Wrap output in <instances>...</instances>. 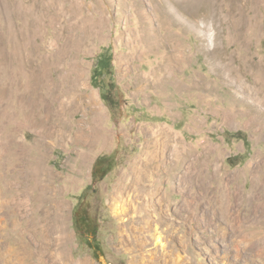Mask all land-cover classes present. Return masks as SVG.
<instances>
[{"label": "rangeland", "instance_id": "1", "mask_svg": "<svg viewBox=\"0 0 264 264\" xmlns=\"http://www.w3.org/2000/svg\"><path fill=\"white\" fill-rule=\"evenodd\" d=\"M45 1L0 0V184L10 194L23 182L30 195L24 228L37 225L38 238L49 231L47 242L62 235L66 242L26 258L7 247L5 258L10 264H264V192L239 203L230 219L205 197L188 207L183 229L175 209L164 224L159 210L137 220L118 212L114 199L118 187L130 184L147 141L162 135L171 142V172L157 187L170 205L182 199L173 174L183 167L194 170L190 186L201 194L222 178L227 189L253 193L264 160V111L258 113L264 0H207L196 10L194 0ZM108 56L110 65L102 63ZM40 67L34 84L31 71ZM94 73L100 77L93 82ZM70 95L94 111H61L59 99ZM257 115L260 128L252 126ZM84 119L99 132L91 145L76 141ZM46 170L58 199L44 207L38 178ZM78 207L97 224V254L77 237ZM8 216L0 212L1 244L5 234L17 239L22 232L4 230Z\"/></svg>", "mask_w": 264, "mask_h": 264}, {"label": "bare ground", "instance_id": "2", "mask_svg": "<svg viewBox=\"0 0 264 264\" xmlns=\"http://www.w3.org/2000/svg\"><path fill=\"white\" fill-rule=\"evenodd\" d=\"M206 1L207 0H194V2L191 3V5L193 4L192 6L196 10V9H199L201 7V5H203ZM41 3H44V2L41 1ZM53 5H55V2H53V1H50L47 4L48 7L49 6L53 7ZM7 9L9 10V8L5 7L3 10L8 15L9 11ZM54 9H57V8H54ZM46 14L47 13H44V15H46ZM19 15H20V13H19ZM145 16L148 19L150 18V17H148L147 13L145 14ZM196 16L197 15H194V18ZM179 19L181 21L184 18L179 17ZM188 22L191 24V21L188 20ZM194 22H196V20H194ZM193 25L195 26L196 23ZM14 32H15L14 28L10 24L8 26V33L10 34V36H13ZM43 67H46V66H43ZM31 72H32L30 74L31 75V82L36 83V81H39V76H40L39 72H41V67L37 71L33 70ZM72 96H74V95H72ZM72 96L71 95L67 96V99L66 98L59 99L61 111L67 110L70 107L79 108V109L83 110L87 115L94 111V108L91 106V104H89L88 102H85V101H82L80 103V102H78L77 96H76V98H73V99H72ZM71 99H72V101H71ZM258 99L260 100V98H258ZM257 104H259V103H257ZM259 105H262V107H260L261 109L258 112L261 116V113L264 111V109H263L264 108L263 107L264 106V95H263V97L261 99V103ZM259 105H257V106H259ZM260 116L257 115L252 119V121H253L252 126H254V127L257 126V128L259 127L258 124H259V121L261 120ZM38 121H39V119H38ZM82 122H84V124H81V126H80V133H77L76 141L79 143L91 145L94 143V141H97V139L99 137V132H97L93 126H87L88 124H87V121L85 119ZM42 123L46 124L44 121ZM257 131L261 132L260 129ZM170 149H171V142H170V139H168L166 137V135H162L161 137L155 136L152 139H150L149 141H147L144 153L141 156H139L138 159H136V161L133 163V165L131 167V172H130L131 182H130V184L121 185L116 190V195H115L114 199H115V202L117 203L116 210L118 212L121 210L120 212H122V213L124 212V214L126 213L127 215L129 213L133 212L134 213L133 218L138 217L137 220H140V219L144 220L145 215H140V213L143 214L144 211H149V209H151L153 212H156L159 210L162 212L160 214L161 215L160 216L161 223L164 224L165 221L169 219L167 217L170 216L169 211H171V208H172V209H175V215L178 214L181 216L182 222H181L180 228L183 229V226L185 225V218L187 216V215L185 216V214L188 210V207H195V206L198 207L200 205V203H203V200L205 199V197H206V200L208 201V204L212 208H214L220 216L229 217L227 219H230V218H232L231 215L236 212L237 208H239L238 207L239 203L242 205L243 202L250 200L251 198L254 199L255 201L258 200V198L256 196L257 194H255V191L261 192V196L263 195L262 194L264 192V160L263 159H262L263 161L259 164V167L261 169L260 170L258 169V171L256 172V174L258 173L259 175L255 179V186L253 189V193L249 194V195L244 193L238 186H235V185H234L235 189L234 188L230 189L231 187L229 189H227V186L225 185L223 178L219 180V182H218L219 185L217 188H214V189L212 188L211 190L209 189L207 191V193L204 192V194L203 193L201 194L199 191H194V187L190 186V184H193L194 186L196 185V179H195L196 177H195L194 172L189 173V171H194V170L192 169V170L187 171V168L183 167L182 170H176L173 174L175 180L177 181L176 190H178L179 192L182 193V199L178 203L170 205L167 202L166 196L163 194V188L157 187V183L159 182V180L161 178H163L165 175L168 176L169 173L171 172V169L168 168V166H170L169 160L171 159V156H172ZM190 167H192V166H190ZM167 168L169 170H166ZM16 172H17V170H16ZM238 176H240V175H238ZM216 177H218V176H216ZM229 177H232V175H230ZM15 178L16 177L13 176L11 179H15ZM53 178H54L53 173L48 171V170L39 173V178H38L39 179L38 188H39V194H40L39 199L41 200L42 205L44 207H47L48 204L56 202V200L58 199L57 198L58 197V188L54 186V182L52 181ZM232 178L234 179L236 177H232ZM20 183H21V187L18 186L17 184H15L16 187L18 186V191H16V193L12 192L10 194L8 192L5 193L2 185L0 184V212L1 213L6 212L9 215L5 219V221L3 223H1V226L5 227V228L4 227L3 228L6 232H8L9 230L22 231L19 235V238H17V239H14L13 237L12 238L7 237L5 234L4 237L6 239V242L2 243V244L0 243L1 244L0 248L2 247L0 249V261L1 260L6 261V262L8 261L9 264H10L11 260H8L7 258H5L7 254L5 255V254L1 253V251L5 250V248H7V247L9 248V250L11 252H16L17 255L22 254V256L24 258H26L29 255L31 256L33 254V252L35 251V249H37V251H40V250L43 251L46 249V247H48L50 249H53V247H63L65 242H66V237L63 235L60 236L59 238L53 237V243L51 241L47 242V239L49 236V234H48L49 231H48V233H45L42 236V239H40L41 237L38 238L39 237L38 233L40 231H39V228L37 227V225L34 228H32V227L24 228L25 219L28 216L27 208L29 207L28 205L30 202V200H28L27 197H29L30 195L27 196V192H26V190H24L23 182H20ZM8 185L10 188H14L13 187L14 183L12 181H10L8 183ZM229 185H230V183H229ZM229 190L231 192H229ZM35 191H36V189L33 191V193ZM30 193H31V191H30ZM251 204H252V201H251ZM215 210H213V211H215ZM246 210H247V208H246ZM135 213L137 214V216L135 215ZM240 213H241V211H240ZM47 216L46 217L49 218L50 215H47ZM54 220H55L54 222L56 224L57 218ZM130 220L125 219L124 221L129 222ZM137 220L135 219L134 222H137ZM56 228H55V230H58ZM136 229H138V227H136L135 230ZM156 230H158V228H156ZM133 231H134V229H133ZM139 231H140V229H139ZM144 232H146L145 228H143L141 230L142 234H144ZM52 233L54 234V232H52ZM236 235H237V233H236ZM141 239H143V238H141ZM237 239H238V237H237ZM51 240H52V237H51ZM158 241L161 242V237H158ZM142 244H143V242H142ZM162 244H164V243H162ZM237 245H239V244H237ZM140 246H141V244H140ZM14 247H16V248L14 249ZM42 253L40 255H38L39 253L35 254L36 256H34V258L36 257L39 259L42 255ZM41 260H43V259H41ZM48 260L50 262V259H48ZM163 264H165V263H163Z\"/></svg>", "mask_w": 264, "mask_h": 264}, {"label": "flooded vegetation", "instance_id": "3", "mask_svg": "<svg viewBox=\"0 0 264 264\" xmlns=\"http://www.w3.org/2000/svg\"><path fill=\"white\" fill-rule=\"evenodd\" d=\"M80 207L75 214L74 225L77 229V237L80 239L81 243L88 245L89 250L94 254H97L102 250L99 243V230L97 229V224L94 221V218L89 213L79 212Z\"/></svg>", "mask_w": 264, "mask_h": 264}, {"label": "trees", "instance_id": "4", "mask_svg": "<svg viewBox=\"0 0 264 264\" xmlns=\"http://www.w3.org/2000/svg\"><path fill=\"white\" fill-rule=\"evenodd\" d=\"M104 61H107L108 63H107V65H110V64H112V60H111V56H108L106 59H102V63L104 62ZM106 67H108V66H106ZM98 68V67H97ZM99 75H96V73H94V78H93V82L96 80V79H99ZM102 77H104V74H102ZM97 87H101V85H97ZM102 96H103V98L104 99H106V100H108V98H106L107 96L105 95V94H102ZM105 159V157L104 158H101L100 160H98L97 161V163L96 164H98L99 162H101V161H103ZM96 175V170H94V176ZM107 175V173L105 174V176ZM73 219H75V214H74V218ZM99 251L101 252V250L99 249Z\"/></svg>", "mask_w": 264, "mask_h": 264}]
</instances>
